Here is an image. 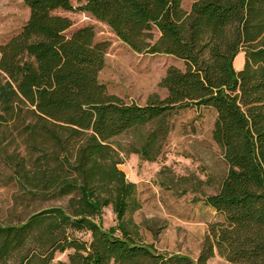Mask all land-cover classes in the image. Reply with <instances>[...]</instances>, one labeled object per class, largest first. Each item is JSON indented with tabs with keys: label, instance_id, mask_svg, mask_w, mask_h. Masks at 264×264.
I'll return each instance as SVG.
<instances>
[{
	"label": "trees",
	"instance_id": "trees-1",
	"mask_svg": "<svg viewBox=\"0 0 264 264\" xmlns=\"http://www.w3.org/2000/svg\"><path fill=\"white\" fill-rule=\"evenodd\" d=\"M182 1L76 0L74 9L71 0H22L28 19L0 46V124L26 108L27 154L10 159L15 178L31 197L58 194L66 203L0 223V264H208L214 256L264 264V0H196L188 11ZM57 10L87 13L133 52L172 56L184 69L166 70L158 84L164 99L127 104L98 80L107 45L94 42L91 27L66 36L72 22ZM188 106L215 110L211 139L227 166L204 200L223 220L208 225L195 261L131 237L124 219L135 186L109 143ZM153 138L139 152L144 161ZM109 206L117 229L101 226ZM83 232L89 241L77 238ZM68 250L67 262L53 263Z\"/></svg>",
	"mask_w": 264,
	"mask_h": 264
},
{
	"label": "rangeland",
	"instance_id": "rangeland-1",
	"mask_svg": "<svg viewBox=\"0 0 264 264\" xmlns=\"http://www.w3.org/2000/svg\"><path fill=\"white\" fill-rule=\"evenodd\" d=\"M196 0H183L182 8L189 10ZM74 9L79 4L71 0ZM67 17L72 26L65 32L70 36L83 27H91L95 43H105V63L98 80L107 93L118 96L125 103L146 105L151 95L164 99L166 90L158 84L169 67L184 69L183 62L163 54H137L123 44L104 24L77 10L54 11ZM28 19V9L22 0H0V46L17 35ZM154 40L159 36L153 31ZM243 67L244 56L238 54L233 68ZM0 75V81H1ZM18 113L7 123L0 124V223L17 224L28 216L49 207H65L66 200L58 194L49 197H31L15 178L11 158L26 156L25 125L32 120L20 105ZM216 112L207 107H179L143 128L113 138L109 143L119 152L117 169L127 182L135 186L133 207L125 216L133 239L153 245L158 253L182 255L195 261L208 225L221 222L223 217L205 205L207 196L217 193L226 176L227 166L222 149L211 139ZM151 161L141 159L139 152L151 141ZM132 205V204H131ZM97 221V219H95ZM103 229L114 227L117 220L112 208L102 210ZM116 234L120 232L116 230ZM77 238L89 241L86 233ZM70 250L56 253L53 263L67 262ZM208 264H230L214 256Z\"/></svg>",
	"mask_w": 264,
	"mask_h": 264
},
{
	"label": "crops",
	"instance_id": "crops-1",
	"mask_svg": "<svg viewBox=\"0 0 264 264\" xmlns=\"http://www.w3.org/2000/svg\"><path fill=\"white\" fill-rule=\"evenodd\" d=\"M239 54H242V53H239ZM235 58H236V57H235ZM234 60H235V59H234ZM233 64H234V62H233ZM241 65H242V63L239 64V68H238V69H240ZM240 70H241V69H240ZM240 70H239V71H240Z\"/></svg>",
	"mask_w": 264,
	"mask_h": 264
}]
</instances>
